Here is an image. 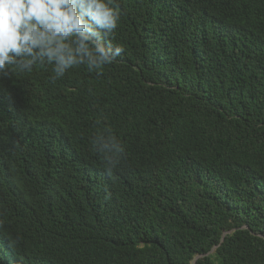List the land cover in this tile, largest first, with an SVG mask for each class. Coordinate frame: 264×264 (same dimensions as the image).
<instances>
[{"label": "trees", "instance_id": "trees-1", "mask_svg": "<svg viewBox=\"0 0 264 264\" xmlns=\"http://www.w3.org/2000/svg\"><path fill=\"white\" fill-rule=\"evenodd\" d=\"M112 4L101 72L0 76V264H264V0Z\"/></svg>", "mask_w": 264, "mask_h": 264}, {"label": "clouds", "instance_id": "clouds-1", "mask_svg": "<svg viewBox=\"0 0 264 264\" xmlns=\"http://www.w3.org/2000/svg\"><path fill=\"white\" fill-rule=\"evenodd\" d=\"M119 22L112 0H0V76L37 62L52 66L53 79L80 65L99 73L123 51L110 39ZM122 151L114 143L104 154L114 163Z\"/></svg>", "mask_w": 264, "mask_h": 264}]
</instances>
